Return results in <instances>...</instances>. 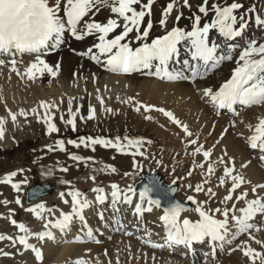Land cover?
Instances as JSON below:
<instances>
[{
	"label": "bare ground",
	"instance_id": "1",
	"mask_svg": "<svg viewBox=\"0 0 264 264\" xmlns=\"http://www.w3.org/2000/svg\"><path fill=\"white\" fill-rule=\"evenodd\" d=\"M54 2L55 0H49V5L53 6ZM146 2L147 0H141V3ZM172 2L173 0H154L151 5V14L145 16L140 24L139 32L134 30L128 35L126 40L133 42L134 38L140 36L142 30L146 28L150 17L152 18V27L149 33V38L158 34H163L170 28H179L187 33L192 24V19L197 16L200 17V27H203L206 24L211 25L216 19L215 12L211 5L218 4L223 8L228 4L227 1L223 0H208V5L206 6L207 15H205L199 12V8L203 5V0H187L186 4L185 0H177V2L174 3L173 11L167 17L161 15L160 11L162 9L165 11L167 5ZM232 3H239L243 6L233 13L237 16V23L233 25L234 29L239 30V25L243 23L244 19H249L248 23L242 27L241 35L239 36L244 39V41H237V44L235 45L236 48L246 50L249 48L250 44L256 46L264 44V23H257L258 20L264 21V0H236ZM133 7L136 8L137 11L141 10L139 5H134ZM99 8V11L94 10L93 12H90L80 21L77 25L78 34H83V26L86 22L100 23L103 25L106 24L109 19H116L121 25L124 23L122 18H119L116 14L110 11V7L100 5ZM158 9H160L159 12ZM60 15L63 17L62 8ZM241 17H244L243 20L240 19ZM160 20H165L166 22L163 25H160ZM64 21L66 27V18H64ZM122 30V28H117L116 31L110 33L106 39L115 38V36L119 35ZM214 32L219 33L218 29H211L207 40L216 46L217 57H220L219 55L221 54V56H227L228 58L221 60L217 67L207 70L203 77H192L190 67L194 66V64L187 53L188 49H191V41H182L177 46L178 51L180 52L178 58L179 64H177L174 59L169 62L167 68L170 73L179 74L180 77H187V79L178 78L175 80H168L167 78L162 79L158 76L154 79L146 77L145 73L147 71L151 72L153 69L133 72L128 76L110 72L107 70L106 64L108 55H101L99 49L96 47V45L100 43L99 33L84 35L83 39L76 40L73 34L70 35L65 31L61 34V43L49 47L57 48L54 54L46 57L40 55L39 57L52 69V77L46 75L44 71L36 73L31 80L24 75L26 68L36 59L34 54H24L20 59L19 55L15 56L17 61L16 68L20 75H17L16 72L10 70L11 65L8 63L10 58L7 55L0 57V59L5 61L4 65L0 66V105L12 110L13 102L18 101L17 104L25 102L28 107H32V112L33 109L36 110L35 116L40 123H45L46 114L53 117L51 123H55V116L59 113L60 118L63 117V119H61L62 123L67 124V120L72 118V116L69 115V100H71L70 107L72 115H74L75 118L81 117V119H85L89 115V111L92 113L94 110L98 109L97 114L101 115V112L105 110V105L103 103L107 98L111 100L112 97H115L121 104V99L118 98V96L128 95L129 92H133L134 90H143L137 92L136 98H139L141 93L149 94L150 91L156 94L166 95L167 99H173L174 105L178 107L180 113L185 115L192 114V121L188 122L184 120L180 113H178L182 123L186 124L188 132L192 134L191 136L187 135V137H185L177 130L173 131L180 135L184 140L186 146L185 150L187 152L189 151L191 141H196V144H194V147L192 148V161L196 160L202 164L201 160L203 159L202 154L196 153L193 155L194 148L200 146L199 148L201 150L210 152L211 146L213 145L215 150L211 160L209 161L210 157L208 159V166L219 165L222 167V169L217 168L214 172H216L217 175L222 176L224 180L225 176L223 170L230 167L229 165L226 166V163L229 159H233L235 167L234 173H237L234 176H239L244 181L235 192L247 194L242 202L247 203L252 201L255 196L251 194V191L255 189L257 195L262 196L261 202L264 203V189L258 188L260 183L264 185V163L261 159V157L264 156V152H261L259 149H255L254 151L250 147L248 140V138L253 135V130L257 126L258 121L264 118V103L253 105L251 107L237 105V109L232 115L227 114L226 112L220 113L219 116L213 115L214 106L210 99L204 96V91L211 89L214 93L218 85L221 84L234 69H236L237 61L239 60L238 55H240L239 53H236V51L232 54L228 51V48L233 47L235 44L234 38L226 39L223 36L220 37L216 34L214 35ZM144 41L146 40H140L139 43ZM89 49H91V52ZM83 52L87 53L86 57L81 56ZM90 53H94L97 59H91ZM185 60L189 62V67L187 68L184 65ZM199 66L200 65L197 67ZM40 67H42V65ZM201 71L205 70L201 68ZM101 101L103 103H101ZM42 103L52 107L47 110L43 109L40 107ZM113 106L110 108L112 109ZM134 107L138 108L137 106ZM109 110L110 109L107 111ZM154 112L155 109L152 113L155 116H158V113ZM11 123L13 122L11 121ZM11 123H7L4 127L10 129L13 127ZM225 127H227V131H225L226 135L223 140H221L217 135L222 133ZM151 128L152 130L161 133L159 137L165 142L167 141L164 137L169 134V130L163 131L159 123H154V125H151ZM2 131L5 132V129L3 128ZM235 136L237 138H235ZM4 137L5 135L0 139L1 147H6L8 145V143L4 142ZM175 140L178 143L177 139ZM204 142L205 145L203 146ZM183 161L184 157L182 156L179 159L173 160V163L179 165L182 164ZM187 165L193 172L192 178H198L204 175L206 184L203 186V191L191 195L193 196V199L197 201V204L191 203L192 210L182 213V219H189L190 217L188 216L198 214L194 209L198 204L204 206L202 202L205 196L204 191H208V189H211V193L208 192V194L210 196L214 195V197L220 201V211H222L224 209L223 201L227 202L224 198L231 193L230 188L234 183L232 179L228 187L226 182L221 186V180L215 185L216 182L210 181V177L214 172L209 175L207 173L208 166L205 167L204 172V167H198V163L196 167L190 163H187ZM244 165L247 166L245 167ZM90 169L89 183L83 184L87 179L86 176L84 181L82 180L83 182L80 181L73 185L71 190L76 189L80 192L82 198L87 199L90 202L91 210L82 211L81 215L83 216V221L74 217L72 225L64 231L49 227V229L52 228V232L56 235L57 242L51 243L46 239L42 241L38 240L34 233H39L45 223H49V220H54V223L55 218L62 220L60 213L68 212L71 214V196L67 195L65 189L62 191L55 189L48 196L38 199L31 206H28V208H37V205H44L45 210L43 212L37 208V212L40 213L42 217L41 219H36V215L32 212L36 221L35 227L33 226L34 229L24 235L28 239V243L36 244V248L42 253V258L45 255L63 251L66 253H71L72 250L87 251L88 249L84 247L90 245V241L84 242V244H76L72 241L74 239H81V241L89 239L90 237L87 234L89 230H91L92 235H94V231L96 232L95 227H97L98 224L100 225V229H103L102 223H108L109 218L112 217L113 214L116 216H123L124 212H127L128 215L126 221H128L129 225L128 230L125 233L114 235L110 241H107L105 237H101L103 243L102 246L107 248L105 249L106 251L96 252L93 255L85 252L86 264H97V259L100 260V264H213L214 259L209 257L205 258V262L199 263L197 262V259H190L187 256H183L187 253L183 251L178 252L168 247L167 244L161 240L158 236L157 229L159 228V224L157 219L160 214L164 213L162 208H156L154 206L152 215L147 218V230L142 232L140 231V223L133 220L134 216H130L129 214L131 210L135 209L136 204L141 203L138 201V197L134 198L131 204H125L122 200L113 203L112 197L110 196L112 184L117 183L125 190H128L129 186H133V180L136 178L135 175H132L131 173L126 178L123 177L114 180L111 179L112 177H107L108 173L96 171L92 174L94 168ZM90 169H88V172H90ZM112 169L109 170L111 173H114ZM182 180L184 181V179ZM95 188H102L104 190V193L109 197L108 206H104L103 208L93 207L91 201L97 193H94L92 190ZM139 192L140 191H137V194H139ZM62 193L63 197L61 195ZM220 197L222 198L220 199ZM63 199H67L68 203L65 204ZM239 205L236 214L241 216ZM48 209H52V211H48ZM94 209L104 212L103 219H98L99 216L96 215L97 213L93 212ZM249 223L251 225L259 224L262 227V229L261 227L255 228V230L261 229L257 231V237L260 243H253L251 240L241 236L242 233L239 231H230L226 236V242H223L225 252L223 255H219V264H252V260L249 257L242 255L241 251L233 250L235 245L237 248H243V251L250 248L255 252L261 253L262 257H264V221L253 219ZM28 226L29 225H26V227ZM127 233H131V235H128ZM19 237L20 236L18 235V238ZM153 243H160L163 247H160V249L152 248L150 245ZM19 246L22 251L28 252L36 261H40L36 259L33 251L25 249L21 244H19ZM95 248L100 249V246L93 247V249ZM201 252H203V250H201ZM104 253H106L105 256ZM256 264H262L261 260L257 259Z\"/></svg>",
	"mask_w": 264,
	"mask_h": 264
},
{
	"label": "snow or ice",
	"instance_id": "2",
	"mask_svg": "<svg viewBox=\"0 0 264 264\" xmlns=\"http://www.w3.org/2000/svg\"><path fill=\"white\" fill-rule=\"evenodd\" d=\"M154 0H147L146 3H141V0H55L54 5H49V0H0V56L7 55L10 59L8 63L11 65V71L16 72L20 75L16 68L15 56L24 54H34L36 59L32 62L25 70L24 75L28 77L29 80L33 79L36 73H41L47 70L49 73L52 69L41 60L40 54L47 50L51 46H55L59 43L61 34L65 31H71L76 40L83 39L84 35L99 33L100 43L96 45L99 49L101 55H108L106 61L107 70L114 73H132L138 72L142 69H151L155 67V74L164 79L175 80L178 78L187 79V77H180L179 74H173L168 71V64L173 61L178 53V45L185 40L191 41V59L193 61H200L199 67L191 66L190 71L192 77H203L207 70L215 68L219 65L220 61L227 59V56L217 57L216 46H209L208 34L211 29H218L221 36L226 39H233L241 35L240 30L234 29L233 25L237 23V16L233 13L243 6L239 3H232L227 7H220L218 4H212L211 7L215 12L216 19L211 23V25H204L200 27V17L197 16L194 19L193 30L185 33L179 28H173L166 35L153 40L150 44L144 43L142 46L133 49L128 43H122L128 37L129 33L134 30L139 32L140 24L144 20L146 15L151 14V5ZM177 0H173L172 3L167 5L164 11V17H167L174 7V3ZM187 0H185V4ZM100 5L110 7V11L116 14L119 18H122L123 24L117 22L116 19H109L106 24L100 23H90L86 22L83 26V34L77 33V25L87 16L90 12L99 11ZM134 5H139L141 10L137 11ZM208 0H203V5L199 8V12L207 15ZM63 9V17H61L60 12ZM147 10V11H146ZM67 28L65 27V21ZM244 17L240 19L243 20ZM166 21L162 20L163 25ZM257 23H264V21L258 20ZM117 28H122V32L116 35L113 39H106L108 35L115 32ZM148 28H151V24H148ZM148 36V31H144L142 36H138L137 39L142 40ZM115 50V51H113ZM91 52V49H89ZM91 59H97V57L92 56ZM155 62V64L153 63ZM242 62V63H241ZM5 61L0 59V66H3ZM43 67H40V66ZM185 67H189V62L184 61ZM203 68L205 71H201ZM163 74V75H161ZM204 96L208 97L211 103L219 109L232 110L234 105H242L245 107H251L253 105H259L264 103V44H259L258 46L250 44L249 48L241 53L239 60L237 61V67L233 72L231 78L225 82L218 91L215 93L211 89L204 91ZM128 101H125L127 103ZM101 103H103L101 101ZM69 104V115L72 116L71 119L67 120V124L72 125L75 128V116L72 115L71 110V100L68 101ZM41 108L49 109L52 106L42 103ZM143 107V106H141ZM137 111L140 109L137 108ZM151 109L145 108V111ZM35 109L33 112L35 113ZM158 111H163L158 109ZM12 121L15 122L16 116L9 114ZM20 115H25L21 112ZM173 124L179 126V121H177L171 113L164 112ZM94 118V114H89L87 119L91 120ZM53 117L46 114L45 123L48 125V132H56L57 129L54 124L51 123ZM63 119V117H61ZM4 123L0 120V126ZM188 136L192 134L188 132L187 127L182 129ZM251 130V129H250ZM3 138V131L0 130V139ZM249 145L252 149H259L264 152V119H260L257 126L254 129L253 135L249 138ZM69 143H72L71 141ZM86 143L90 145H101L116 148L119 151H123V147L136 146V151L133 155H142L139 150V145L142 143L140 141H129L127 145L121 146L119 141L115 143L103 139H89ZM150 143V142H149ZM192 144H196V141H191ZM60 151H64L63 144H58ZM79 147L80 145H75ZM51 151V149H49ZM201 149L197 148L196 153H200ZM196 153H193L195 155ZM126 154V153H125ZM211 153L208 151L202 152V156L205 161L208 160ZM73 160H78L79 157H70ZM147 159V157H145ZM264 159V157H261ZM204 164H199L198 167L203 168ZM245 167L247 165H244ZM67 169H61V171H66ZM115 171V169H112ZM214 172L212 166H208L207 173L211 175ZM233 169L225 168L224 176L231 177L234 182L230 188V192H235L243 183V179L239 176L232 175ZM15 175V173H13ZM191 175V172H189ZM11 177L5 178L0 183H8ZM225 181L221 179L220 184L223 186ZM13 189L19 191L20 185L13 184ZM258 187L264 189V185H259ZM111 197L113 203L120 202L121 192L117 185L111 186ZM203 185H197L195 191L197 193L203 191ZM97 193L96 200L100 203H104L105 196L103 194L104 190L102 188H95L92 190ZM156 191L162 196H167L169 191L172 189H161L158 183L151 179L149 184L144 187L143 191L139 192V200L141 203L135 205V214L140 215L142 212H151L152 207L156 208L162 207V202L160 199L150 198V193ZM211 193V189H208ZM255 192V189H253ZM136 194V190L129 186L128 192L123 193V203L131 204L132 196L129 195ZM63 197V194H61ZM71 199V214L60 213L62 220L55 223H45V228H57L61 231L66 230L74 217L79 218L83 221L82 211L89 207V201L82 198L80 192H70L68 193ZM247 194H243L237 197V200H244ZM225 201L232 200V195H228ZM188 200L193 204H197V201L193 197L189 196ZM20 204V200L15 201ZM68 203V201H65ZM146 205V206H144ZM202 205H199L194 209L199 214V219L197 221H190L189 219L180 218V214L184 211H188L179 203L169 204L168 207L164 209V215L160 217L163 227L165 229L166 241L168 245H187L191 246L193 242H203L209 240L212 242H226V236L229 233V211L225 210L221 213L223 216L222 220L215 218V215H209L206 211L202 210ZM37 208L43 212L44 205H37ZM37 208H30L28 211L33 212L36 215V219H41L40 213L37 212ZM235 206L233 205V209ZM52 211V209H48ZM242 214L237 217L232 216V220L238 228V231L244 233L252 228L249 223L257 214L264 215V203L260 199H255L247 202V206L239 210ZM215 212H220V209H216ZM13 224L20 230V232L28 233V229L23 224ZM86 226V225H85ZM259 230V229H256ZM88 236H92L91 230L88 231ZM131 235V233H127ZM52 238L51 233H39L36 234V239L44 240L45 238ZM10 239L9 237L0 236V240ZM17 241H13L15 244ZM18 243L23 245L25 249H31L36 256L37 260L42 259V253L38 248L33 247L28 243V239L25 236H20L18 238ZM257 243H260L257 241ZM152 248L163 247V245L151 244ZM234 251L236 249H233ZM106 254V253H105ZM5 255H7L5 253ZM245 257H249L252 260V264H256V260L260 259L262 264H264V257L259 252H255L252 249H247L243 252ZM74 264H86L82 259H78Z\"/></svg>",
	"mask_w": 264,
	"mask_h": 264
},
{
	"label": "rangeland",
	"instance_id": "3",
	"mask_svg": "<svg viewBox=\"0 0 264 264\" xmlns=\"http://www.w3.org/2000/svg\"><path fill=\"white\" fill-rule=\"evenodd\" d=\"M159 11L160 9H158V12ZM66 32L72 35L71 31ZM213 34L215 35V32ZM139 91L143 90H134L133 92H129L128 95H119L118 98L121 99V104L116 100L115 97H112L111 100L107 98V100H105L103 103L105 105V110L101 112V115L97 114V109L91 113L94 114V118L91 120H87L89 115L85 119L77 117V119L74 121V129L72 125L62 123L60 115L57 113L54 120V122L56 121L54 125L57 129V132L52 133L48 132V125L46 123H40L39 120L36 119V114L32 112V107H28L25 102L18 104V101L13 102L12 110L0 105V120L11 123V117L7 116V113H11L12 115H15L19 118H17L15 122L12 121L13 123L11 124L13 127L10 129H21L20 137H18L17 133L14 135L16 140L12 144L13 147L9 148L10 143L7 142L8 145L6 147L9 149L0 150V174L5 175L8 171H14L17 178H20L21 180L19 189L20 196H18V199L21 203L17 204L15 202V209H11L9 206L6 207L5 200L0 204V211H6V215L3 214L0 216L1 236L10 237L12 235L9 233H11L15 237V234L16 236H20L22 234V232H20L16 226L11 225V221H20L25 227L26 225H29L26 227L29 231L34 229L36 223L34 215H32V212L28 211V208H26L27 205L24 203V191L31 183L35 181H50L55 189L62 191L66 188L72 187L80 181L83 182L86 176L87 179L83 184L89 182V175L91 173L90 168H94L92 172L93 174L98 170L99 164H103L104 166L106 165L107 167L115 166V171H113L114 173H111V171L108 169L110 172H108L107 177L119 179L117 178L118 176L123 178L126 177L127 174L130 175L133 170H136L137 166L139 165L138 161L143 156L147 155L149 159L159 156L160 151L165 148L163 145L165 141L159 137L161 133L152 130L151 125L161 122L159 124L163 131L169 130L170 132H173L175 130L170 124H168L170 122L165 121V119H163L158 112V109L161 107L164 109L168 108V101H170V99H167L166 95L156 94L152 91H150L149 94L141 93L139 98H136V94ZM125 101L128 102L125 103ZM140 102L141 105L143 102L146 105V108L151 110H142L143 113H141V110L137 111V108L134 106L139 105ZM111 106H113L112 109L110 108ZM174 106L172 107V113L175 114L177 112L178 114L179 109L178 107ZM108 109L110 110L107 111ZM154 109V113H158V116H155L152 113ZM128 110H130V112H127ZM21 112L25 113V115H20ZM163 123H165L169 129H166ZM6 125L7 123H3V126ZM3 135H5V132H3ZM89 139H103L112 141L114 143L119 141L121 146L127 145L129 141H140L142 143L139 145V150L142 155H133V153L136 151V146L123 147V151H119L116 148L109 146L90 145L86 143ZM164 139L167 140L165 142L166 144H170L172 146L178 145L175 138H173L170 133L165 135ZM70 141L72 143H69ZM48 142H61L64 146L62 155H55V153H52L54 154V156H52L47 154L45 147ZM61 143H57L54 148H59L57 145ZM77 144L80 146L76 147L75 145ZM204 145L205 142L203 143V146ZM37 148H39V151L34 152V150ZM49 149L53 150V146L51 145ZM214 150L215 148L212 145L209 161L211 160ZM167 153L168 151L166 150L163 153L162 158L165 157L164 164L169 174L163 170L160 173L165 176L170 175L172 178L174 175H176V173H178V169L175 168L172 160L169 157H166ZM72 156L79 157V159L73 160L70 158ZM183 157H185V155H183ZM192 159L193 156H190V160ZM209 161H207V163ZM130 162H134L136 164L134 165V163ZM159 164L160 163L158 162L150 164L148 170H145L144 172L149 171L150 168H152V170L157 168ZM129 165H134L132 167V171H129ZM36 169H39L38 173H36ZM61 169L67 170L61 171ZM88 169H90V172H88ZM185 169L187 174L191 172V170H189L187 167H185ZM140 170L141 168L138 169V171ZM173 171H175V173H173ZM140 173L141 172H139V174ZM182 179L184 178H179V181L185 183V179L184 181ZM3 184L5 187L3 189L2 195L0 196L8 200L12 195L11 193H14L15 191L11 192L8 184ZM191 184L190 187L194 186V183ZM194 190L192 189L189 191L194 193ZM187 194L188 193H185L179 189V191L176 193V196L183 198ZM215 199L216 198H214V200ZM13 241L17 240L11 238L0 240V251L4 250L3 256H0V264H74V262L78 260L77 257L81 256V253L84 252L83 250H72L71 253H66L65 251L57 252L55 254L51 253L50 255L43 256L44 259L42 258L43 260L41 259V262L39 263L33 258L31 254L22 251L18 242L14 244ZM84 248L88 249L90 253L92 252V255L96 252L106 251L105 249H107L103 246H100V249H93L90 245ZM5 253L7 255H5ZM80 259L84 260V256L80 257ZM97 264H100V260L98 259ZM214 264H218V261H215Z\"/></svg>",
	"mask_w": 264,
	"mask_h": 264
},
{
	"label": "water",
	"instance_id": "4",
	"mask_svg": "<svg viewBox=\"0 0 264 264\" xmlns=\"http://www.w3.org/2000/svg\"><path fill=\"white\" fill-rule=\"evenodd\" d=\"M153 179L159 184L157 178H153ZM148 180H149V178H148ZM173 191H170L168 193V195L166 197L164 196L163 198H161L160 196L155 194L154 191L152 193H150V195H151V197L153 199H160L161 202H162V205L166 208V206L164 205V200L167 199V201H170L171 199H173V197H172ZM49 192H50V187L49 186H47V185H35L33 187H30L27 190L26 201L27 202H31L33 199H35V198H37V197H39L41 195L47 194Z\"/></svg>",
	"mask_w": 264,
	"mask_h": 264
}]
</instances>
